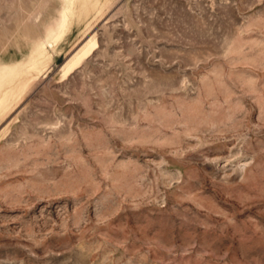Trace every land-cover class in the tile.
I'll list each match as a JSON object with an SVG mask.
<instances>
[{
  "label": "rangeland",
  "instance_id": "rangeland-1",
  "mask_svg": "<svg viewBox=\"0 0 264 264\" xmlns=\"http://www.w3.org/2000/svg\"><path fill=\"white\" fill-rule=\"evenodd\" d=\"M0 264H264V0H0Z\"/></svg>",
  "mask_w": 264,
  "mask_h": 264
}]
</instances>
